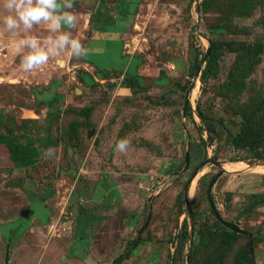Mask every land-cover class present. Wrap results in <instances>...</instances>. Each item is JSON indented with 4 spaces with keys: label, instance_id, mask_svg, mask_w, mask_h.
Wrapping results in <instances>:
<instances>
[{
    "label": "rangeland",
    "instance_id": "obj_1",
    "mask_svg": "<svg viewBox=\"0 0 264 264\" xmlns=\"http://www.w3.org/2000/svg\"><path fill=\"white\" fill-rule=\"evenodd\" d=\"M72 11L70 31L92 47L84 59L95 67L62 54L63 65L51 58L50 71L24 72L13 41L49 33L44 25L5 31L0 2V132L40 148L32 166L19 168L0 145V264L7 244L8 264H188L190 253L240 264L245 235L226 249L200 244L216 231L207 192L218 173L214 207L251 233L253 264H264V162L234 143L244 107L257 106L264 85V0H75ZM103 33L104 51L88 41ZM214 41L219 73L202 83L192 67ZM234 42L262 51L244 85ZM23 76L41 80L28 85ZM50 87L59 105L34 100V90ZM123 139L130 146L122 153ZM254 195L263 204L250 213Z\"/></svg>",
    "mask_w": 264,
    "mask_h": 264
},
{
    "label": "trees",
    "instance_id": "obj_2",
    "mask_svg": "<svg viewBox=\"0 0 264 264\" xmlns=\"http://www.w3.org/2000/svg\"><path fill=\"white\" fill-rule=\"evenodd\" d=\"M221 45V42L218 41L211 42L208 53L203 55V58L200 62L193 65L192 72L196 73L198 70H200L199 79H201L202 83L217 77L219 73L218 64L221 58V54L219 52ZM229 49L230 52L236 53V67H233V70L238 73V77L235 79L239 80L240 83L243 84L246 78L250 76L254 66L259 63L262 51L260 48L246 47L243 42H234L231 46H229ZM83 62H87L94 66L91 61H85L84 58ZM239 88L241 89L242 85H240ZM259 89L261 99L257 102V106L253 107L250 112V107L248 105L244 107L248 114L244 115L239 135L235 137L234 143L242 150L250 151L249 153L251 154V159H254L258 162H264V155L260 154V151H258L264 142V85L260 86ZM33 92L34 100H40L47 106L50 104L59 105L61 103V97L53 93V87L44 89L43 92H36L35 90ZM184 108H190L191 110L190 102L187 98L185 99ZM196 115L199 117V114ZM47 116L49 118L51 117L49 114ZM199 118L203 122V126L206 131L214 132L213 125H205L204 118L202 116ZM4 121L5 116L0 112V125H3ZM14 137L15 135L8 136L0 132V145L5 147L9 158L15 167L25 168L32 166L35 163L37 157L40 155L39 146H34L35 142L31 140H29V143L27 144L19 143L14 139ZM211 160L215 161L214 158H211ZM114 193L115 195L117 194L116 191H114ZM258 197L259 196L256 195L252 196L254 202L252 203V208L249 210L250 213L254 212L256 208L263 204L262 201L257 200ZM211 215L215 217L212 210ZM215 220L216 231L210 230L209 234H201L200 236V244H202L203 249H209L211 244L215 245L218 249H226L239 236H242L225 228L216 219V217ZM216 253H218V251H216ZM220 259V255L211 254L199 262L196 258H194V255L190 253L187 262L188 264H216ZM240 262V264H247L245 246H243L241 250Z\"/></svg>",
    "mask_w": 264,
    "mask_h": 264
},
{
    "label": "clouds",
    "instance_id": "obj_3",
    "mask_svg": "<svg viewBox=\"0 0 264 264\" xmlns=\"http://www.w3.org/2000/svg\"><path fill=\"white\" fill-rule=\"evenodd\" d=\"M8 13L3 17L5 31L18 35L21 30L29 32L34 26L44 25L49 35L40 38L35 35L20 37L13 41L15 54L22 55L21 68L31 72L46 65L51 58L63 65L65 56L72 59L86 57L90 49L70 29L77 22L72 11L75 0H0ZM130 146L126 139L120 140L116 147L125 152Z\"/></svg>",
    "mask_w": 264,
    "mask_h": 264
},
{
    "label": "water",
    "instance_id": "obj_4",
    "mask_svg": "<svg viewBox=\"0 0 264 264\" xmlns=\"http://www.w3.org/2000/svg\"><path fill=\"white\" fill-rule=\"evenodd\" d=\"M208 53V51H207ZM200 70H198L199 72ZM211 162V160H206L205 162H203L199 168H197L190 180V182L194 179V177L196 176L198 170H201V168L204 166V164H207ZM223 172V171H221ZM220 175V173L218 174H215L213 177H212V180L208 186V201H209V204L211 206V209L216 217V219L225 227L227 228L228 230L232 231V232H235L237 234H242V235H245L246 238H247V243H246V254H247V264H253L254 263V255H253V248H252V235L250 232L240 228L237 224H234V223H231V222H228V221H225L223 220V218L220 216V214L218 213V211L216 210V208L214 207V204H213V200H212V196H211V189H212V186L215 182V180L218 178V176ZM188 190H189V186H186L185 189H184V199H185V202H186V207H187V213H188V218L190 220V228L192 229V212H191V208H190V205L188 203ZM4 264H8V244H7V247H6V252H5V256H4Z\"/></svg>",
    "mask_w": 264,
    "mask_h": 264
},
{
    "label": "crops",
    "instance_id": "obj_5",
    "mask_svg": "<svg viewBox=\"0 0 264 264\" xmlns=\"http://www.w3.org/2000/svg\"><path fill=\"white\" fill-rule=\"evenodd\" d=\"M107 35L108 36H110V34L109 33H103L102 34V36H101V38H98V36H95V39H93V36H92V38H90L88 41H91L92 42V44H96V46L95 47H101L102 46V51H104V49H108V47H107V43L105 42V39L107 38ZM107 41V40H106ZM97 43H102V45H98ZM87 44V43H86ZM85 47L86 48H89V47H91V46H89L88 44L87 45H85ZM92 48V47H91ZM101 51V52H102ZM53 63L54 62H52V60H49V62L47 63V65H44V68H46V69H48V71H50L49 69H51L52 68V65H53ZM56 63H57V61H56ZM49 78L50 80H51V78H53V77H56L54 74H50V75H46V76H43L42 78V81H41V83H43L44 84V86H46L48 83L46 82V79L45 78ZM2 79V78H1ZM23 82L25 81V83L26 84H28V85H38V82L41 80L40 78H38V79H34L33 77H28V76H23ZM7 83L9 84V85H11L12 83H14V80L13 79H11V80H8L7 81ZM33 86V87H34ZM47 87V86H46Z\"/></svg>",
    "mask_w": 264,
    "mask_h": 264
},
{
    "label": "bare ground",
    "instance_id": "obj_6",
    "mask_svg": "<svg viewBox=\"0 0 264 264\" xmlns=\"http://www.w3.org/2000/svg\"><path fill=\"white\" fill-rule=\"evenodd\" d=\"M241 165V164H240ZM237 166V165H236Z\"/></svg>",
    "mask_w": 264,
    "mask_h": 264
}]
</instances>
